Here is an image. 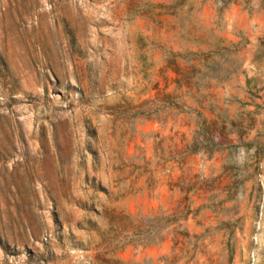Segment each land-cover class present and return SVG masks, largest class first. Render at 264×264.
<instances>
[{"label":"rangeland","instance_id":"374dc122","mask_svg":"<svg viewBox=\"0 0 264 264\" xmlns=\"http://www.w3.org/2000/svg\"><path fill=\"white\" fill-rule=\"evenodd\" d=\"M0 264H264V0H0Z\"/></svg>","mask_w":264,"mask_h":264},{"label":"trees","instance_id":"16d2710c","mask_svg":"<svg viewBox=\"0 0 264 264\" xmlns=\"http://www.w3.org/2000/svg\"><path fill=\"white\" fill-rule=\"evenodd\" d=\"M189 55L191 56L190 59H188L186 62L190 63V68L193 70V75L196 76L198 74H201L205 69L207 71H211L212 67L214 65H211L208 61L212 60L214 53H205L202 51H196V52H189ZM172 66H174V71L178 74L180 73V70L176 66L175 63H172ZM206 71V72H207ZM214 74V73H213ZM210 79H215L214 75L209 76ZM176 82L179 84L181 82V75L180 77L175 79ZM169 216H163L162 219H168ZM165 226V225H164ZM153 233V230H146V234L143 238L149 239L150 235Z\"/></svg>","mask_w":264,"mask_h":264}]
</instances>
